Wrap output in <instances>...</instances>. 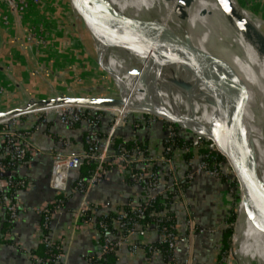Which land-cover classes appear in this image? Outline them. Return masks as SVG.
<instances>
[{
  "label": "crops",
  "instance_id": "0c3cea01",
  "mask_svg": "<svg viewBox=\"0 0 264 264\" xmlns=\"http://www.w3.org/2000/svg\"><path fill=\"white\" fill-rule=\"evenodd\" d=\"M241 2L243 7L256 9L258 14L264 17V0H241ZM220 8L221 5L218 7L216 21L219 19ZM0 12L7 13L5 5L0 4ZM34 18L37 21L38 16L34 15L32 21L35 20ZM225 18L226 16L223 22L228 25ZM244 18L247 20V26L253 22L252 15L249 13L244 15ZM20 24L15 21L8 25L0 23V65L5 69V71L0 69L3 73L0 76V83L3 81L6 87L5 93L0 92V112L20 105L29 96L51 97L54 95L51 87L54 89L58 87L59 89L56 91L59 93H75V89L71 90L69 84H66L67 81H61L60 76L55 74L59 72L55 67L60 68L58 62L63 55L74 59L70 65L72 69L64 68V71H75L82 67L83 71L90 73L89 66H92L93 62L80 39H75L73 48L67 51L61 50L60 46H52L47 55L48 59L47 57L40 59L34 48L29 52H19L15 42L16 38L20 37L18 33L19 35L22 33ZM52 26L51 38L56 29L55 22ZM18 30L20 31L18 32ZM227 35V52L230 59L236 64L240 61L238 56L241 58L243 55V44L237 37ZM55 40L56 42L59 41V39ZM53 55L57 59H52ZM37 59L40 60L43 73H46L47 76L49 74L48 77L52 80L50 81L51 86L32 74ZM95 68L97 73L103 75L98 67ZM36 78L42 83L40 84ZM95 80L90 82V86L100 89L103 84ZM102 88L104 91V86ZM134 118L140 121L136 125L132 122V117H126V119L118 121L115 119L109 128L106 120H104L106 118H104L101 126L94 127L95 131L108 132L107 136L100 139L98 150H104L109 141V133L114 128V134L119 133L123 137L133 139L135 137L145 139L151 155L149 156L150 159L134 152L133 155L136 154L133 157L135 158L134 162H139L137 166L142 168L145 165L150 170L153 169L154 162H159L161 167L157 172L159 175L158 187L152 192L148 187L146 188L150 194L163 195L169 191L165 188L172 182L168 165L161 159L167 124L164 119L150 115H148V119L141 115H136ZM75 124L70 126L54 114L27 116L21 119L19 126L31 131V140L35 149L18 168L0 170V200L4 194H7L14 197L19 203L18 215L13 226L8 233H4L3 239H0V264H32L31 255L33 251L39 249L44 232L42 213L39 207L53 201L56 194L60 192L50 184L53 155L57 151L82 152L85 147V132L90 131L88 122L85 120ZM199 160L200 155L198 154H194L192 158L185 160L182 149L175 148L172 165L179 183L180 176L182 179L185 178L186 173L183 175L184 171L186 172L195 166ZM148 164L149 166H147ZM12 171L13 177L19 175L22 177L21 180L26 182L24 186L16 189L14 196L9 193L11 183L5 180ZM222 171L224 170L222 169ZM78 173L79 169L70 173L68 188L64 191L70 190L71 192L68 195L66 206L57 210L53 215L48 226L49 233L62 244L64 256L61 264H102L96 259L89 260V256L98 254L101 246L96 220L92 217L79 218L76 214L77 210L83 204H87L93 213L107 214L126 204L134 206L141 199L145 186L143 185V187L139 182L128 180L124 171L118 166H112L107 168L101 178L95 184L90 185L86 191L72 190L71 182L77 178ZM169 192L173 193L168 206L173 216L170 217L174 218L173 223L177 234L182 236L173 250V260H170V253L149 248L150 244L156 245L161 238L159 224L153 222L148 227L143 223L137 226V228L144 227L146 229L143 234H140L139 229H137V231L126 236L119 248L114 250L116 253L115 264H215L218 262L217 257L221 256L222 253L224 228L227 226L226 216L231 202L227 180L220 174L211 175L201 171L188 179L182 195H177L173 191ZM7 215V207L3 201H0V226ZM114 221L116 229L112 231V234L117 237L122 233L117 230L119 227L117 220Z\"/></svg>",
  "mask_w": 264,
  "mask_h": 264
},
{
  "label": "bare ground",
  "instance_id": "6f19581e",
  "mask_svg": "<svg viewBox=\"0 0 264 264\" xmlns=\"http://www.w3.org/2000/svg\"><path fill=\"white\" fill-rule=\"evenodd\" d=\"M107 1L116 11L127 15L139 26L151 45L149 56L152 58L148 59L119 45L108 44L109 48L118 51L117 54L122 55L124 59L123 62L111 58L107 62L108 67L122 80H129L135 86L139 85V91L143 96L142 103L152 105L155 101L152 93L141 84V81H143L142 76L145 75L143 73L145 67L154 65L156 68L157 62L153 58L158 55L162 58L159 64L162 67L158 84L163 105L174 117H194L206 126H210L216 113V108L210 102L218 101L235 107V102L239 99L254 135L255 162L264 182V102L261 99L264 98V34L262 32L264 23L251 13L253 22L247 26L243 13L246 9L238 0ZM237 2L241 5L242 11L238 12L233 8ZM220 5L219 19L216 21ZM223 6H225V22L228 21V25L223 22L225 17ZM227 34L237 37L243 44L242 59L236 64L227 52ZM220 46L226 51L223 55L218 52ZM193 49L200 52L193 54ZM198 55L205 63L209 60L208 55L228 63L241 84V96L238 97L228 83L215 79L214 71L208 73L198 70L199 67L196 66ZM137 63L142 64L144 69L138 68ZM165 69L169 71L168 78L188 83L193 86L194 91L188 92L173 84L171 79L165 80L163 76L165 74L162 72ZM149 80L147 79V83ZM127 94L129 100L125 107L114 110L141 111L134 102L138 99L130 97L128 92ZM186 130L197 136L191 130ZM233 168L239 180V192L242 194L239 199L235 229L236 237L239 239L233 242L232 252L238 257L240 264H264V194L257 190L253 181L241 169L234 165ZM255 189L260 211L259 215L255 213L254 216L250 204L251 192H255ZM246 210L251 216L249 220H246L244 215ZM234 237L235 233L233 239Z\"/></svg>",
  "mask_w": 264,
  "mask_h": 264
},
{
  "label": "water",
  "instance_id": "95a60500",
  "mask_svg": "<svg viewBox=\"0 0 264 264\" xmlns=\"http://www.w3.org/2000/svg\"><path fill=\"white\" fill-rule=\"evenodd\" d=\"M69 9L74 25L78 28L79 39L84 44L87 52L91 56V51L87 47L85 39L93 44L96 52L103 57V65L106 74L112 82L115 92L111 95H81L60 93L51 97H35L29 96L23 104L10 108L6 111L0 112V119L9 117L14 114L35 110L44 107H50L61 104H76L86 105L101 108L104 110L121 109L125 107L129 100L128 94L125 91L124 81L110 69L109 62L111 58H116L118 61H123L122 55L113 48H109L108 44L119 45L137 54L149 57L148 39L139 28V26L127 15L116 11L107 0H56ZM235 10L242 11L241 5L237 2L233 7ZM134 52V53H135ZM198 50H192L193 54H197ZM200 54V53H199ZM196 61V66L201 72L208 73L214 71L215 79L228 83L237 96H241V84L237 79L231 66L212 55H208L207 63L202 62L200 56ZM154 61L157 62L156 68L154 65L145 67L143 81L141 84L152 93L155 100L152 105L142 103V95L138 96V100L134 101L139 112L155 115L160 119H166L171 122L180 124L186 129L191 130L199 137L208 138L216 146V148L225 156L226 160L222 162L221 168L224 171H229V166H237L241 169L254 183L258 191L264 194V182L261 179V174L257 169L255 162V142L254 135L251 131V126L243 112L237 107L222 104L217 102H210L216 108V113L213 116L210 126H206L194 117L182 118L174 117L169 110L163 105L160 96V89L158 79L160 76L161 67L159 64L162 58L158 55L154 56ZM125 64V63H124ZM122 65V64H120ZM125 66V65H124ZM138 68H143L142 64H136ZM0 69L5 71L4 67L0 65ZM136 75V74H134ZM147 79L149 83H147ZM171 79V82L188 92H193V86L183 81L165 77V80ZM253 95V93H252ZM257 95V94H256ZM139 99L141 101H139ZM264 102V98H261ZM207 102L206 100H204ZM137 114H134L135 117ZM237 179V178H236ZM238 181V179H237ZM251 192V208L253 215H259L260 203L259 198ZM242 192H240V195ZM259 218V216H257ZM257 220V219H256ZM233 234V233H232ZM231 244L232 235H231ZM233 249V248H232ZM231 249V253H232Z\"/></svg>",
  "mask_w": 264,
  "mask_h": 264
},
{
  "label": "built area",
  "instance_id": "2783aa9c",
  "mask_svg": "<svg viewBox=\"0 0 264 264\" xmlns=\"http://www.w3.org/2000/svg\"><path fill=\"white\" fill-rule=\"evenodd\" d=\"M42 3V0H0V4L5 5L7 9V13L0 12V23L8 25L11 23L12 19H15L16 22L21 23L22 33H20V37L16 38L15 44L19 52H29L33 48L47 49L50 46V34L52 29V24L48 21H33L30 24H24L23 18L26 12L30 11L32 7L38 6ZM74 39H79L76 37ZM45 61V60H44ZM46 62V61H45ZM32 74L41 79L45 84L51 86L50 81L46 78V75L43 73L40 60L37 59L35 65L32 69ZM54 95H59L60 93L51 87ZM6 89L4 87L1 88V92L5 93ZM104 112V109L86 106V105H76V104H61L50 107L39 108L35 110H29L26 112L18 113L11 115L9 117L0 119V170H14L19 167V165L33 153L35 146L33 141L31 140V131L28 129H23L19 126L21 119L27 116H47L50 114L57 115L59 119L72 126L76 122L85 120L88 122L89 126V135L88 139L92 138V146L89 151H82L80 153H66L63 151H57L53 155V168L51 174V186L60 191H64L68 188L69 184V176L70 173L74 170L79 169L83 158L90 157L92 159L97 160L98 165L94 173L89 177H81L79 178L75 190H80L82 192L86 191L90 185L95 184L102 176V173L105 171L104 162L109 160L110 163L116 164L122 171H125L129 166H131L132 162L129 159V152L127 150L119 152L116 156L109 158V143L113 141L114 137V129L111 130L108 136V144L105 146L103 151H95L97 146L96 144V131L94 127L96 126V113ZM143 116V115H141ZM151 117H154L150 115ZM98 118V117H97ZM165 123L167 124V132H166V145L163 146V156L162 160L165 164L168 165L169 173L172 178V182L165 188V190L173 191L177 195L183 194V189L180 187L179 180L177 181V176L175 174L174 167L172 165V157L175 148L172 145L171 136L174 134L176 125L179 132L183 133L184 138H190L192 144H198L199 139L203 137L190 136L186 128H181L177 123L168 121L166 119ZM118 121V119H117ZM174 125V126H173ZM181 130V131H180ZM206 140H210L208 138H204ZM209 146L212 148L214 144L210 140ZM185 150H189V146L184 147ZM141 152V151H139ZM109 158V159H108ZM149 166V164L147 165ZM204 171L211 175H218L219 170L214 165H210L205 159L200 158L195 166L188 169L184 179H190L193 177L195 173ZM130 176L134 180H144L146 182V186L152 192V190L157 189L159 184V175L157 172H152L150 168H146L145 165L142 167V171L139 172H131ZM8 183H11L13 180V171L8 174V178L5 179ZM23 185L26 184L24 180H21ZM157 196L153 193L150 194L149 200L146 201V206L151 205V201L154 200ZM3 204L7 207L8 212L11 215V218H16L18 215V207L19 203L17 200H12L10 196L4 194L2 196ZM63 207H57L54 210H50L46 207V204L39 207V210L42 212L45 211V219L44 226H49L50 221L55 214V212ZM88 208L87 204H83L79 210H77L76 214L78 217L83 215L84 211ZM133 208H137L138 214H144L145 206L143 208H138V206H133ZM93 219V217H92ZM171 219L168 217L165 223L160 225V233L161 238L159 242H164L167 244V251L170 253V260H173V250L181 240L180 235L177 234L175 230L174 223L167 222ZM117 220L120 229H128L131 226V229L127 234L124 232L117 237H114L112 232L109 230L108 223L101 221L100 226L102 228V232L104 233V238L100 246V251L96 256H89V260H93L95 258L102 257L103 254L116 250L119 248L122 241L126 238V236L139 229V233L143 234L145 232V228H137V226L141 225V221L137 219L135 216H127L126 212H121L119 219ZM54 238L50 233L42 234V241L46 244H51L54 242ZM149 248L152 250H160V248L156 245L150 244ZM64 256V251L56 253V257L54 262H45L44 264H61ZM40 258L36 259V264L39 263Z\"/></svg>",
  "mask_w": 264,
  "mask_h": 264
},
{
  "label": "trees",
  "instance_id": "16d2710c",
  "mask_svg": "<svg viewBox=\"0 0 264 264\" xmlns=\"http://www.w3.org/2000/svg\"><path fill=\"white\" fill-rule=\"evenodd\" d=\"M59 13L62 16V19H64L65 14H67L66 20L63 22L65 25V28H63V26L60 25L61 20H59V18H58ZM69 13H70L69 9H67L64 5H62L60 2H58L56 0H42V3L40 5L32 7V9L30 11L25 13L24 18H23V20H24L23 23L28 24L30 22H33L32 17L34 15L38 16L37 21H40V20L48 21L52 24L55 22L56 29L52 35V38L50 37V40H52V43L54 44V46L55 45H56V47L60 46L61 50L63 49V50L67 51L68 49L73 48V44L75 41V39H73V40L70 39V41L66 42V39H68V36L70 37L69 29L71 28L69 25V20L67 19V16ZM46 15H49V16H46ZM12 21L16 22L15 19H12ZM34 21H36V19ZM9 28H11V26H9ZM52 28H53V26H52ZM21 30H22V28H21ZM19 31L20 30H18V32ZM55 39H59V41L57 40V42H56ZM51 48H52V46H49L47 49H40V48H35V49H36V52H38L37 53L38 57L40 59H43V58L47 57V55L51 51ZM54 51L56 52V50H54ZM51 58L57 59V57H55V55H53ZM241 58H242V56H241ZM73 61H74L73 58L67 57V55H63V57H61V60L58 62V63H60L61 69L57 68V66L55 68L59 72L61 70L64 71V68L72 69L70 65H72ZM76 70H75V73H77ZM1 72L2 71H0V76H1V74H3ZM59 72H57L55 74L60 76ZM69 72H71V71H68V74H69ZM80 74H83L84 82H82V84L77 83L76 86L77 87L83 86V87L78 88V90L74 88L75 93L72 92V94H76V95L81 94L82 95V92H84L86 94L101 93V91H100L101 89H99L97 87L93 88L90 86V82H93V79L89 78V76H91V75H89L90 73L88 71L86 72L85 70L83 71V69H82ZM36 80L38 82H40V84L42 83L38 78H36ZM61 81H63V79H61ZM0 86L5 87L3 81H1ZM56 89L58 90L59 88L56 87ZM94 89L96 91L92 92V90H94ZM95 115H96L95 116L96 117V126H101L103 123V119L106 118L104 120H106L107 127L109 128L115 122V119H116L115 114H109V113L102 112V111L97 112ZM145 119H148V115H145ZM131 120L134 123V125H136L140 122L136 118H134V116L132 117ZM79 123H80V121L76 122L75 125H77ZM174 129H175V132L171 136V141H172L173 147L182 149L183 157L185 158V160H189L190 158H192L194 156V154H198V155H200V158L205 159L210 165H212V166L215 165L219 170V174L224 179L227 180L230 198H231L232 203L235 204V201L239 196L238 182H237L235 175L232 174L231 170L222 171L220 164L226 160L225 156L217 148H212L209 146L210 140L200 138L198 144L194 145V144H192V141L190 138H186V137L184 138L183 133L178 131L176 125L174 126ZM88 135H89V131H86L85 136H84L85 137L84 138V141H85L84 151H89L91 146H92V138H91V140L88 139ZM107 135H108V132H106V131H102V132L100 131L99 132L98 130H96L95 140L97 141L96 142L97 146L95 148V151L96 150L98 151L100 139L104 136H107ZM121 135L119 133L114 135L113 141L111 142V145H110L111 149L108 153V156H109V158H112L113 156H116L119 152L124 151V150H127L129 152V159L131 160L132 164H131V166H129L124 171V175L126 176V178L128 180L134 181V182H139L142 184V186L143 185L145 186V187L143 186L144 188H143V193H142L141 199L139 200V202L136 205H134V206H138V208H143L145 206V212H144V214L139 215L137 208H133V206H131V204L130 205L126 204V205H123L119 209L117 208L114 211H110L107 214H95L91 211V207L88 205V208L84 211L83 215H81L80 217H86V218L87 217L88 218L93 217V218H95L98 230L100 232L101 243H102L103 238H104V236H103L104 233L102 232L100 222L101 221L107 222L109 230L112 232V231H114V229H116L115 228L116 223L114 220L119 219L121 212H126L128 217L135 216L146 227L152 225L153 222H156L159 224V228H160V225L162 223H165L166 219L168 217L172 216V214H171L172 212L168 209L169 202L172 200V196H173L172 192L166 191L163 195H159L154 200H152L151 205L146 206V201L149 200V196H150L149 195L150 193H149L148 189L146 188L147 187L146 182H144V180H134L130 176V173L132 171L133 172L142 171V168L137 166V163H139V162H134L135 158H133V157H135L136 154L142 155L143 157H146V158H149V156H151L149 153V149H148L146 140L142 139V138H138V137H135L134 139L133 138H127V137H123V135L122 136ZM166 143L167 142H166V135H165V137L163 138V146H165ZM185 146H189L190 149L185 150L184 149ZM139 151H141V152H139ZM134 152L136 154L133 155ZM97 165H98L97 160L85 156L81 162L80 167H79V173H78L77 178L71 182V189L73 190L75 188L79 178L91 176L94 173V171L96 170ZM112 166H116V164L110 163L109 160H106L104 162L105 170L107 168H111ZM160 167H161V165L159 164V162H154L152 172H158ZM186 172L184 171L183 175ZM179 176H180V174H179ZM179 178H180V187H181V189L184 190V188L186 187L188 179L187 178L182 179L181 176ZM21 179H22V177H19V175L18 176L15 175L13 177V180L11 182L10 189H9L10 195L14 196L16 189L24 186L21 183ZM70 192H71L70 190L68 192H66V191L58 192L56 194V198L53 201L46 203V207L49 208L50 210H54L57 207H63L64 208L66 206V203L68 200V195L70 194ZM11 199L15 200L14 197H11ZM165 208H166V210H165ZM233 208H234L233 206L230 207V209L227 213V216H226L227 226L224 228L223 246L221 248V252L227 251L229 244H230V241H231V235H233L232 234L233 233V222L235 221V218H236V214H235V211ZM163 210H165V211L163 212ZM41 213H42V223H43V228H44L43 235H44L46 233H49L50 229L47 226H44L45 211L44 212L42 211ZM173 221H174V218H171L167 222L173 223ZM14 222H15V219L11 218V215L8 212L7 218L3 220L2 225L0 226V239H3L4 233H8L10 231ZM131 229H133V228H131V226H129L128 229H126V230L120 229V227H117V230H120L121 233L124 232V234H127ZM174 231H176V230H174ZM156 245L160 248V250L165 251V253H169L166 250L167 249L166 243L157 242ZM61 251H64V250L62 248V244L58 240H54V242L51 244H46L44 241H41V245H40L39 249L36 251H33L32 255H31L32 256L31 257L32 264H36L37 258H40V261H39L40 264H44L45 262H51V261L54 262L55 257H56V253H59ZM115 254L116 253L113 250V251H110V252L103 254L102 257H100V258L94 257V260L96 259L98 261H101L102 264H115V262H114ZM221 256H222V253H221ZM221 256H218L219 258L217 257L218 262H220ZM218 262H216L215 264H217Z\"/></svg>",
  "mask_w": 264,
  "mask_h": 264
},
{
  "label": "rangeland",
  "instance_id": "374dc122",
  "mask_svg": "<svg viewBox=\"0 0 264 264\" xmlns=\"http://www.w3.org/2000/svg\"><path fill=\"white\" fill-rule=\"evenodd\" d=\"M159 1H163V0H159ZM238 1L241 2V0H238ZM241 4H242V2H241ZM224 8H225V6H223L222 11H223L224 16H225V10H224ZM245 9H246V10H244L245 13L243 12L244 15H246L247 13H249V15H252L253 14L254 16H256V18L259 21H262L264 23V17H262L261 15H259L258 14V11L256 9L246 8V7H245ZM66 15L67 14H65V18L64 19H62V16L60 15V13H59V16H58L59 20H61V22H60L61 24L60 25H62L63 28H65V25H64L63 22L66 20ZM46 16H49V15H46ZM67 19L69 20V25H70L71 28L69 29V35H70V37L68 36V39H66V42L67 41H70V39H72V38L78 37V35H79L78 28L74 25V21L72 20L71 13L68 14ZM139 21H141V20H139ZM141 22L146 23L145 21H141ZM262 32L264 34V30H262ZM50 36H51V34H50ZM85 42L87 44V47L91 51L90 53H91V56L93 57V62H94V63L92 62V66H89V70H90V74L89 75H91V76H89V78L90 79H93V80L96 79V81L98 80L99 82H101L103 84L102 87L104 86L105 90L103 91V88L100 87L101 93L86 94V93L82 92V95H93V96H95V95H102V94L111 95L112 93L115 92V89H114V86H113L112 82H110V79H109L108 75L105 72V69H104L105 67L103 65V57L100 56V54H99L98 51L95 54V48H94V46H93L92 43H90L86 39H85ZM50 46H54L52 44V40L50 41ZM218 49H219L218 52L221 55H223L226 52L224 50V47H222V46H220V48H218ZM238 58L241 60V58L239 56H238ZM47 59H48V57H47ZM148 59H152V58L149 56ZM95 67H98L102 71L103 75L100 74V73H97V69ZM82 69H83L82 67H79L76 70L77 73H75V71H71V72H69V74H68V71H70V70H66V71H62L61 70L59 72V75H60L61 79H63V81H67L66 84H69L68 86L71 88V90H74V88L78 90V88H82L83 86L77 87L76 84L77 83L78 84H82V82H84L83 74H80L81 71H82ZM162 72H163V74H165V75H163L164 77H168L169 76V71H167V69L162 70ZM48 76H49V74H48ZM48 76L46 75V78H48V81H52ZM123 81L125 83L126 92L129 93L130 97H133V98H136L137 99L138 96L141 95V92L139 91L140 90V86L139 85L135 86L134 83H131L129 80H123ZM1 88H2V86H0V92H1ZM95 91H96L95 89L92 90V92H95ZM77 95L78 96H81V94H77ZM185 96H186L185 99H187V95H185ZM258 102H261V101H258ZM235 104H236L235 107H237L241 112H243V114L246 117V114L244 112V109H243V107H242L239 99L237 100V102H235ZM104 112L109 113V114H115L116 119H118V120L126 119V117H133L134 114L143 115V116H145V115H151V114H146V113H142V112L128 111V110H126V111H122V110L121 111H118V110H104ZM152 116L158 118L155 115H152ZM246 119H247V117H246ZM247 122H249L248 119H247ZM249 125H250V123H249ZM178 126L181 127V128H183V126H181L180 124H178ZM189 134H190V136H193V134L191 132ZM214 147L216 148L215 145H214ZM229 170H231L232 171V174L235 175V170H234V168L232 169V166L231 165L229 166ZM235 177H236V175H235ZM237 182H238V189H240L239 188V180ZM239 199H241L240 192H239L238 198L235 201V204H233L232 201L230 202V207L231 206L234 207L233 209H234L235 214H236L235 221L233 222V235L235 233L234 239H233V235H232V242H234V243H235V240L238 241V239H239L238 237H236V234H237L236 232L237 231L235 232L236 224H237L236 219H237V214H238V209H239V207H238L239 206ZM244 215H245L246 220H249L250 217H251L247 210H246V212L244 211ZM233 247H234V244L232 245L231 244V241H230V244H229V247H228L227 251L226 252L225 251L222 252L221 260L217 264H240V261H239L238 257L233 252L231 253V249ZM251 264H257V263H251Z\"/></svg>",
  "mask_w": 264,
  "mask_h": 264
}]
</instances>
